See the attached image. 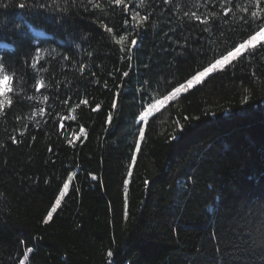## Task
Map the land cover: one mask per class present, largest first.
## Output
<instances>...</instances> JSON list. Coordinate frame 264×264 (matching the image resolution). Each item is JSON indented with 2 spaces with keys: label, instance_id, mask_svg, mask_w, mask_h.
Listing matches in <instances>:
<instances>
[{
  "label": "trees",
  "instance_id": "1",
  "mask_svg": "<svg viewBox=\"0 0 264 264\" xmlns=\"http://www.w3.org/2000/svg\"><path fill=\"white\" fill-rule=\"evenodd\" d=\"M95 2L59 0L66 12L0 8V57L27 80L18 77L19 102L0 113V264L25 254V264H264V52L139 121L173 73L182 81L246 38L248 0H180L179 9L175 0H125L127 11ZM189 9L217 13L210 31L183 16ZM133 11L149 16L142 27Z\"/></svg>",
  "mask_w": 264,
  "mask_h": 264
},
{
  "label": "snow or ice",
  "instance_id": "2",
  "mask_svg": "<svg viewBox=\"0 0 264 264\" xmlns=\"http://www.w3.org/2000/svg\"><path fill=\"white\" fill-rule=\"evenodd\" d=\"M67 3V0H65ZM75 0H73V3ZM89 4L93 6V8H100V4L95 2V0H88ZM170 0H164V3H169ZM233 0H222L223 4L232 3ZM110 3H114L115 5H124L125 11H127V5L125 4V0H110ZM249 7L242 8V11L248 14L247 18L245 19V24L247 25L249 31L247 33L246 38L242 40L240 43H232L230 45H226L222 48L219 52H213L212 58L206 64H200L195 70L189 73L187 78H182V81H178L175 79V73L172 74V80H170L169 87L170 90L165 89L166 94L160 93L157 98L149 96L146 103V106H143V111L139 114V121L143 124H148L150 117H153L156 113L162 110V106L165 105V102H176L181 97H186L191 90L193 89H200L207 80L214 76L215 74L228 72L234 70L237 67L241 60L240 58H245V61L248 58L257 57L260 53L264 52V0H248ZM144 0H140V6L143 7ZM177 9L181 7L180 0H175V5ZM0 8H4L6 10H14V9H21V10H33V9H48L49 11L52 10H59L61 12H66L67 9L60 7L59 0H52L51 5L41 3L39 0H36L35 3L29 4L26 0H19V2L13 4L12 0H9L8 3H0ZM87 10V8L85 9ZM228 11H232V9H228ZM183 16L187 18L189 22H198V25H205V28L202 31H210L211 23L217 17V13L211 12L209 14H198L195 11H188L183 12ZM149 16L147 14L141 15L139 11H133L131 13V21L134 27L139 28L142 27L143 21H147ZM124 24L127 26L129 25V21L125 20ZM191 26V23L189 25ZM100 27L105 29L107 33L113 32V27H109L105 23H100ZM17 31L20 30V26L17 24L15 25ZM3 30V23L0 22V31ZM127 31V27L125 28ZM167 35V33H165ZM227 39V38H225ZM128 40V36L120 35L119 39H116V44L122 45L124 41ZM178 43V42H177ZM131 47L127 49L128 53H131L132 47L137 45V39L133 38L130 41ZM121 52H125L123 47L120 48ZM187 51V48H185ZM199 52V50H197ZM26 55L28 52L26 51ZM183 55V52L179 53ZM131 60V55L127 57ZM43 56L39 48L35 50V56L33 60L39 61L42 60ZM30 65L33 69L37 68V64L35 62L30 61ZM123 75L125 77L128 76V72H124ZM18 77L19 81L27 84V80L24 75H21L20 72L12 65L11 62L5 61L2 57H0V113H5L11 110V106L14 105V97H17V88L19 87L18 84ZM149 82L145 81V85ZM43 80L37 82L36 84V91H39L41 87H43ZM23 90V89H21ZM31 98V97H29ZM48 96H44V100H48ZM17 102H19V97H17ZM86 103V101H85ZM115 107V104L113 105ZM163 110H166L164 108ZM45 109L43 107L39 108V114L43 115ZM113 116L109 113L108 120L111 121ZM183 127V126H181ZM145 139V128H139V140L136 141L135 148L136 151L139 152L141 150L140 141ZM172 139H179V136H173ZM15 142V138H13ZM133 163L136 161V156L133 155L131 157ZM129 176H132L131 170L128 172ZM71 179V177H69ZM95 179V177H93ZM125 185V195H127V185L128 180L125 179L123 181ZM147 183V181H146ZM69 185L68 183H64L63 191L59 193V197L55 199V203L52 204L51 210L47 212L45 222L53 220V214L57 212V209L61 205V201L65 196V192L67 191ZM2 195V193H0ZM125 207H127V200L125 199ZM125 216H127V212H125ZM28 253L33 252L32 248L27 249ZM108 257L111 258L113 253L109 251L107 253ZM29 257L25 254L24 259L19 260V264H25V261L28 260Z\"/></svg>",
  "mask_w": 264,
  "mask_h": 264
},
{
  "label": "rangeland",
  "instance_id": "3",
  "mask_svg": "<svg viewBox=\"0 0 264 264\" xmlns=\"http://www.w3.org/2000/svg\"><path fill=\"white\" fill-rule=\"evenodd\" d=\"M167 102H168V101H166V102H165V105H166V103H167ZM165 105H164V106H165ZM164 106H162V108H163ZM78 138H79V135H77V136L74 138V140H73V141H74V142H75V141H77V140H78Z\"/></svg>",
  "mask_w": 264,
  "mask_h": 264
},
{
  "label": "water",
  "instance_id": "4",
  "mask_svg": "<svg viewBox=\"0 0 264 264\" xmlns=\"http://www.w3.org/2000/svg\"><path fill=\"white\" fill-rule=\"evenodd\" d=\"M37 35H43V32L42 31H36L35 32Z\"/></svg>",
  "mask_w": 264,
  "mask_h": 264
}]
</instances>
